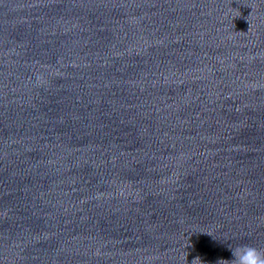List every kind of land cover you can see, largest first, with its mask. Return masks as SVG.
Here are the masks:
<instances>
[{"label":"water","instance_id":"water-1","mask_svg":"<svg viewBox=\"0 0 264 264\" xmlns=\"http://www.w3.org/2000/svg\"><path fill=\"white\" fill-rule=\"evenodd\" d=\"M264 254V0H0V264Z\"/></svg>","mask_w":264,"mask_h":264},{"label":"clouds","instance_id":"clouds-1","mask_svg":"<svg viewBox=\"0 0 264 264\" xmlns=\"http://www.w3.org/2000/svg\"><path fill=\"white\" fill-rule=\"evenodd\" d=\"M227 249L230 251L231 257L228 260H218L223 264H264V254L257 252L254 248L241 246L235 250Z\"/></svg>","mask_w":264,"mask_h":264}]
</instances>
